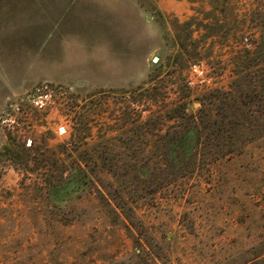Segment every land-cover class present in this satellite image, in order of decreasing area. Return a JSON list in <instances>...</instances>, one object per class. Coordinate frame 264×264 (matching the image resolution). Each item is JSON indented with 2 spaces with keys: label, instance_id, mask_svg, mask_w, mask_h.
I'll return each instance as SVG.
<instances>
[{
  "label": "rangeland",
  "instance_id": "obj_1",
  "mask_svg": "<svg viewBox=\"0 0 264 264\" xmlns=\"http://www.w3.org/2000/svg\"><path fill=\"white\" fill-rule=\"evenodd\" d=\"M263 59L264 0H0V264H264V134L198 124Z\"/></svg>",
  "mask_w": 264,
  "mask_h": 264
},
{
  "label": "trees",
  "instance_id": "obj_2",
  "mask_svg": "<svg viewBox=\"0 0 264 264\" xmlns=\"http://www.w3.org/2000/svg\"><path fill=\"white\" fill-rule=\"evenodd\" d=\"M262 62H264V59ZM232 73L236 79L234 86H232L236 89L231 87L226 93L219 92V95L223 97L220 100L224 106L223 108L225 109L226 105L230 115L216 116L212 119L199 116L198 120V124H201L202 127L209 128L206 139H211L216 147L218 145L225 146L228 142L232 145L234 139L238 140L239 137H244V135L238 134L241 129L246 131L247 127H249L248 133L264 134V117L253 115L254 112L261 115L264 113V69H261L256 76L249 77V79L246 75L241 76V71ZM242 82L244 83L243 87ZM191 119L196 124L193 116ZM199 137V135L195 137V140L199 141ZM228 153H230V150L221 149L220 146V150H215L210 154V159L213 160Z\"/></svg>",
  "mask_w": 264,
  "mask_h": 264
}]
</instances>
